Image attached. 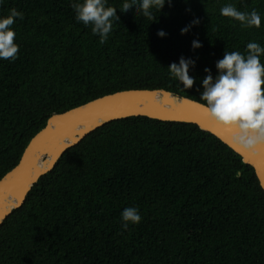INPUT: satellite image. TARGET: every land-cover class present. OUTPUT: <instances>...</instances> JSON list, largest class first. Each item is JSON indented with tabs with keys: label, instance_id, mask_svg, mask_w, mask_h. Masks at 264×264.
<instances>
[{
	"label": "trees",
	"instance_id": "obj_1",
	"mask_svg": "<svg viewBox=\"0 0 264 264\" xmlns=\"http://www.w3.org/2000/svg\"><path fill=\"white\" fill-rule=\"evenodd\" d=\"M227 3L264 18V0H172L155 22L117 9L100 45L71 0H3L0 15L16 8L24 18L13 25L18 59L0 60V179L52 115L127 90L199 102L204 69L215 75L224 51L264 46V19L242 28L220 15ZM181 56L196 61L191 89L167 69ZM129 206L142 220L122 231ZM0 264H264V192L251 167L192 124L113 121L69 148L1 224Z\"/></svg>",
	"mask_w": 264,
	"mask_h": 264
},
{
	"label": "clouds",
	"instance_id": "obj_2",
	"mask_svg": "<svg viewBox=\"0 0 264 264\" xmlns=\"http://www.w3.org/2000/svg\"><path fill=\"white\" fill-rule=\"evenodd\" d=\"M3 0H0V4ZM172 0H123L119 8L111 6L109 0H71L74 19L85 27H91V33L98 37L99 44L104 45L113 32L115 21H119L117 9L123 14L133 12L156 21L154 11L159 13ZM220 15L239 22L242 28H257L262 25V16L256 10L241 11L234 4L227 3L220 8ZM24 14L11 8L8 14L0 15V60L15 61L18 59L19 44L16 43V32L13 28L17 19L22 20ZM200 23L199 18L193 20L180 30L187 34L192 27ZM158 38H166L164 30H158ZM202 44L194 39L193 50ZM264 46L258 42H249L245 50L224 51L223 58L215 62L216 74L205 68V76L200 81L202 91L199 93L197 106L222 127L234 131L233 141L246 151L258 154L264 148ZM196 61L181 56L178 62L168 66L169 74L183 85V90L191 89L196 77L191 76L190 69ZM239 172L236 173L238 178ZM121 229L128 230L130 225L141 222L142 216L138 207H125L120 213Z\"/></svg>",
	"mask_w": 264,
	"mask_h": 264
},
{
	"label": "water",
	"instance_id": "obj_3",
	"mask_svg": "<svg viewBox=\"0 0 264 264\" xmlns=\"http://www.w3.org/2000/svg\"><path fill=\"white\" fill-rule=\"evenodd\" d=\"M137 117L192 124L214 136L253 169L264 192V148L258 154L241 148L233 141L234 131L210 119L193 100L164 90H127L48 118L44 128L28 142L18 164L0 179V226L24 204L33 185L69 148L110 122Z\"/></svg>",
	"mask_w": 264,
	"mask_h": 264
}]
</instances>
